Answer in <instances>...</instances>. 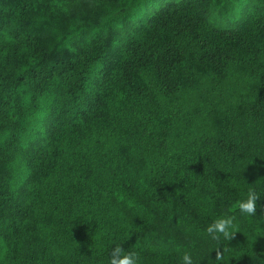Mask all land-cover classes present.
<instances>
[{
    "label": "trees",
    "instance_id": "obj_1",
    "mask_svg": "<svg viewBox=\"0 0 264 264\" xmlns=\"http://www.w3.org/2000/svg\"><path fill=\"white\" fill-rule=\"evenodd\" d=\"M249 189L264 0H0V264H264Z\"/></svg>",
    "mask_w": 264,
    "mask_h": 264
},
{
    "label": "clouds",
    "instance_id": "obj_2",
    "mask_svg": "<svg viewBox=\"0 0 264 264\" xmlns=\"http://www.w3.org/2000/svg\"><path fill=\"white\" fill-rule=\"evenodd\" d=\"M260 195L254 190L249 189L247 199L239 201L237 204L238 210L248 216H256L258 208H264V205L259 204ZM236 217L234 215H222L212 221L205 229L206 234L214 241L219 242L221 237L225 240H233L236 237ZM215 258L223 259V253L217 249ZM182 264H193L192 255L189 251H185L182 255ZM139 254L135 251H126L123 245L113 247L109 253V264H139Z\"/></svg>",
    "mask_w": 264,
    "mask_h": 264
},
{
    "label": "rangeland",
    "instance_id": "obj_3",
    "mask_svg": "<svg viewBox=\"0 0 264 264\" xmlns=\"http://www.w3.org/2000/svg\"><path fill=\"white\" fill-rule=\"evenodd\" d=\"M154 10V7H149L148 9H147V13H150V12H152Z\"/></svg>",
    "mask_w": 264,
    "mask_h": 264
}]
</instances>
